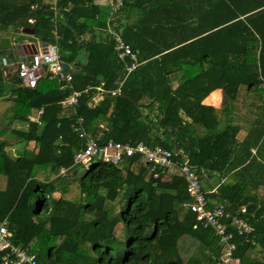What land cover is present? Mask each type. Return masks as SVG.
Returning a JSON list of instances; mask_svg holds the SVG:
<instances>
[{
	"label": "trees",
	"instance_id": "1",
	"mask_svg": "<svg viewBox=\"0 0 264 264\" xmlns=\"http://www.w3.org/2000/svg\"><path fill=\"white\" fill-rule=\"evenodd\" d=\"M109 28L140 64L121 94L96 104L92 88L64 105L71 89L48 75L34 88L16 83L20 56L8 58L0 46V222L7 219L12 241L37 264L220 260L219 238L189 207L183 174L154 169L140 153L88 168L75 161L84 142L73 127L82 116L100 145L183 149L208 205L222 204L255 228L253 243L224 219L239 264H264V0H124L113 16L98 0H0V42L14 31L16 42L26 34L58 44L76 89L112 87L123 74L129 60L118 57ZM217 88L220 106L205 104ZM244 104L259 118L239 141L234 117ZM39 109L40 123L30 120ZM215 172L227 177L212 191Z\"/></svg>",
	"mask_w": 264,
	"mask_h": 264
},
{
	"label": "built area",
	"instance_id": "2",
	"mask_svg": "<svg viewBox=\"0 0 264 264\" xmlns=\"http://www.w3.org/2000/svg\"><path fill=\"white\" fill-rule=\"evenodd\" d=\"M100 4L107 6L113 16L124 4V0H101ZM115 40V49L121 60H129L123 74L114 81V86L107 87L101 82L95 87L87 86L84 90L76 89L73 86V73L65 68L64 61L60 55L58 44H46L38 41L21 53L16 61L17 77L22 79V85L36 87L39 79L48 75L51 79L57 80L62 87L71 89L69 95L62 101L64 105L72 106L78 103L83 93L95 88L96 93L92 97L91 104L98 103L104 96H117L122 93L124 82L128 75L140 64L138 53L131 44L126 42L122 35L109 28ZM3 63L8 64L6 57ZM42 109L30 114L29 119L40 123ZM73 131L83 140V149L75 156L77 163L91 167L98 160L105 163L119 164L124 155L140 153L151 163L154 169H161L169 172H179L187 180V192L191 198L189 207L196 214L197 221L205 227H211L214 234L218 236L221 244L220 260L217 264H239V257L235 256L237 243L233 240L234 231L224 222V219H231L235 229L246 239H252L254 243V226L241 215H234L228 212L224 205L219 204L213 207L208 205L205 192L202 189L200 173L191 163L190 158L183 149H169L161 144L149 146L143 142L137 144L121 143L110 140L105 145H100L96 138L84 125V118L78 116ZM157 175V174H156ZM216 186L212 189L214 191ZM246 207L241 208L245 213ZM7 219L0 222V251L4 252L3 264H37L34 253L28 247H23L12 241L13 233L8 228Z\"/></svg>",
	"mask_w": 264,
	"mask_h": 264
},
{
	"label": "crops",
	"instance_id": "3",
	"mask_svg": "<svg viewBox=\"0 0 264 264\" xmlns=\"http://www.w3.org/2000/svg\"><path fill=\"white\" fill-rule=\"evenodd\" d=\"M101 1V0H98ZM107 7V6H106ZM138 12L136 10H134V16L132 17L133 19L136 18ZM30 42H25V43H21L19 44V50L21 52V49L27 51V49L31 46ZM174 86H176V83L174 84ZM245 93V87H242L241 89V93H240V99L243 98V95ZM222 101V91L220 88H217L215 90H213L203 101L205 104L207 105H212L214 107H219ZM259 118L258 117V112L257 109L254 108L253 106L249 105V104H244L241 111L237 113V115H235L234 117V123L235 125L239 126L240 130L238 133V140L242 141L247 134L249 133V131L252 129V127L254 126L255 120ZM256 146L251 147V153L252 155L256 154ZM227 177V175L221 174L219 172H215L213 173V182L214 185L218 186L225 178Z\"/></svg>",
	"mask_w": 264,
	"mask_h": 264
},
{
	"label": "rangeland",
	"instance_id": "4",
	"mask_svg": "<svg viewBox=\"0 0 264 264\" xmlns=\"http://www.w3.org/2000/svg\"><path fill=\"white\" fill-rule=\"evenodd\" d=\"M26 33L31 34L30 31L26 32ZM23 34H24V32H23ZM17 35H19V34L18 33H14V31H13V33H11V37H12L11 40L13 41V46L9 47V48L4 47L2 49V53L4 55H6L8 58L11 57L12 55L20 56V50H19V46H18L19 44L25 43V42H30V43H33V44H37L38 43V40H36V39L32 38L31 36H28L26 34L22 36V38L19 40V42H16V36ZM244 95H245V93H244ZM244 95H243V97H244ZM17 126H19V124ZM29 147H35V144L34 143H30ZM8 149H9V152L12 155H15V148H11V149L8 148Z\"/></svg>",
	"mask_w": 264,
	"mask_h": 264
},
{
	"label": "water",
	"instance_id": "5",
	"mask_svg": "<svg viewBox=\"0 0 264 264\" xmlns=\"http://www.w3.org/2000/svg\"><path fill=\"white\" fill-rule=\"evenodd\" d=\"M31 32L33 33V30H31ZM0 46H1V47L9 48V47H12L13 44H12V41H11L10 38H5V39H3V40L0 42ZM64 66H65V68H67V69L70 67L69 63H67V62H64ZM16 83L21 84V83H22V79H21L20 77H17V78H16ZM86 167L88 168L89 166H86Z\"/></svg>",
	"mask_w": 264,
	"mask_h": 264
}]
</instances>
